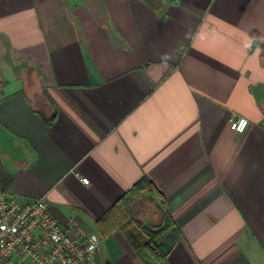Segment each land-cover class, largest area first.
I'll return each instance as SVG.
<instances>
[{
	"label": "crops",
	"instance_id": "1",
	"mask_svg": "<svg viewBox=\"0 0 264 264\" xmlns=\"http://www.w3.org/2000/svg\"><path fill=\"white\" fill-rule=\"evenodd\" d=\"M0 50V193L144 264L97 220L146 177L161 264H264V0H0Z\"/></svg>",
	"mask_w": 264,
	"mask_h": 264
},
{
	"label": "built area",
	"instance_id": "2",
	"mask_svg": "<svg viewBox=\"0 0 264 264\" xmlns=\"http://www.w3.org/2000/svg\"><path fill=\"white\" fill-rule=\"evenodd\" d=\"M248 120L234 115L230 127L243 132ZM82 183L88 178L79 177ZM98 236L87 225H62L44 198L23 200L0 193V264H99Z\"/></svg>",
	"mask_w": 264,
	"mask_h": 264
},
{
	"label": "trees",
	"instance_id": "3",
	"mask_svg": "<svg viewBox=\"0 0 264 264\" xmlns=\"http://www.w3.org/2000/svg\"><path fill=\"white\" fill-rule=\"evenodd\" d=\"M148 191L160 198L161 225L145 224L135 219L131 203L135 196ZM171 216L167 213L162 196L146 177H141L97 220L101 235L120 230L144 264H161L178 237L173 228Z\"/></svg>",
	"mask_w": 264,
	"mask_h": 264
},
{
	"label": "rangeland",
	"instance_id": "4",
	"mask_svg": "<svg viewBox=\"0 0 264 264\" xmlns=\"http://www.w3.org/2000/svg\"><path fill=\"white\" fill-rule=\"evenodd\" d=\"M30 72V70L26 71L28 78H31ZM159 204L160 198L154 192L145 191L135 196L131 203L135 219L145 224L161 225L163 215Z\"/></svg>",
	"mask_w": 264,
	"mask_h": 264
},
{
	"label": "clouds",
	"instance_id": "5",
	"mask_svg": "<svg viewBox=\"0 0 264 264\" xmlns=\"http://www.w3.org/2000/svg\"><path fill=\"white\" fill-rule=\"evenodd\" d=\"M172 59V57H171V55L170 54H164V56L162 57V60L164 61V62H167V61H169V60H171Z\"/></svg>",
	"mask_w": 264,
	"mask_h": 264
}]
</instances>
